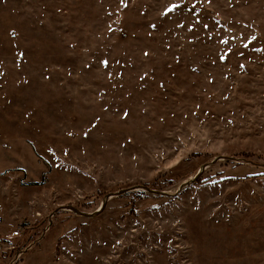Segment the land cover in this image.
Wrapping results in <instances>:
<instances>
[{"label":"rangeland","instance_id":"1","mask_svg":"<svg viewBox=\"0 0 264 264\" xmlns=\"http://www.w3.org/2000/svg\"><path fill=\"white\" fill-rule=\"evenodd\" d=\"M0 264H264V0H0Z\"/></svg>","mask_w":264,"mask_h":264},{"label":"water","instance_id":"2","mask_svg":"<svg viewBox=\"0 0 264 264\" xmlns=\"http://www.w3.org/2000/svg\"><path fill=\"white\" fill-rule=\"evenodd\" d=\"M198 176H199V174L197 175L196 178H198ZM192 182H193V181H190L189 183H185V184H183V185L181 186V188H184V187L188 186V185H189L190 183H192ZM151 192H152V193H156V192H153V191H151ZM160 194H163V193H160ZM112 196H113V195H112ZM112 196H108V197H107V200L110 199ZM105 207H106V203L104 202V203L101 205V207H100L95 213H93V214L80 213L79 211H77V210L74 209V208H73V210L76 211L79 215H82V216H85V217H89V218H93V217H95V216L101 214V213L104 211Z\"/></svg>","mask_w":264,"mask_h":264}]
</instances>
